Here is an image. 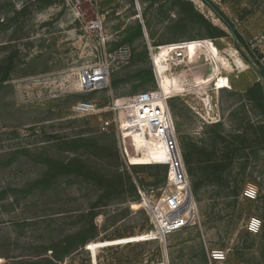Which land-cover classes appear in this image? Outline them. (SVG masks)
I'll return each mask as SVG.
<instances>
[{"label": "rangeland", "instance_id": "rangeland-1", "mask_svg": "<svg viewBox=\"0 0 264 264\" xmlns=\"http://www.w3.org/2000/svg\"><path fill=\"white\" fill-rule=\"evenodd\" d=\"M190 1L211 23L177 0H0V264H264V111L247 94L264 84V0H211L239 45ZM125 45L128 61L111 56ZM154 55L176 79L168 104L200 216L164 242L144 240L167 151L126 109L160 86ZM97 64L108 86L82 88ZM80 101L98 111L79 115Z\"/></svg>", "mask_w": 264, "mask_h": 264}, {"label": "built area", "instance_id": "built-area-1", "mask_svg": "<svg viewBox=\"0 0 264 264\" xmlns=\"http://www.w3.org/2000/svg\"><path fill=\"white\" fill-rule=\"evenodd\" d=\"M100 23L101 19H97L94 21V26L98 27ZM103 44H105L104 38ZM111 56L115 59L128 61L131 56V49L125 45L111 53ZM108 77V67L104 64H97L87 71L84 84L81 78L80 83L82 88L94 90L104 85L108 86ZM169 98V94L163 92L159 86L157 89H146L135 93L128 97L126 101L128 106L125 105L126 109H128L127 114H139V116L151 122L154 131L163 137L168 153L167 158L160 163L168 166L166 184L162 188L156 204L154 203L150 206L152 228L145 232L146 240L144 241L158 240L164 242L168 234L200 223L198 204L193 194L188 167L180 147L176 126L168 104ZM73 110L79 115H88L98 111L96 105L90 101L77 102L73 106ZM111 123V120L104 121L102 123L103 129H107ZM156 136L158 135L156 134ZM125 137L131 138L130 136ZM138 189L142 193L143 187L140 184H138ZM148 191L150 196H155L157 188L152 187ZM148 191H144V194L147 195ZM213 253L214 259H225L223 251H214Z\"/></svg>", "mask_w": 264, "mask_h": 264}, {"label": "trees", "instance_id": "trees-1", "mask_svg": "<svg viewBox=\"0 0 264 264\" xmlns=\"http://www.w3.org/2000/svg\"><path fill=\"white\" fill-rule=\"evenodd\" d=\"M205 3L213 9L217 15L224 21V23L227 25L229 29H231L234 33V41L237 45L240 43L245 44V38L237 31L234 29V26L230 19L227 17L225 13H223L219 7L211 0H204ZM179 5H183L185 8H187L188 11H191L193 13V16L195 18H198L199 20H203L204 22H209L211 23L208 19H206L201 13L195 10V6L192 1L190 0H177ZM215 29L216 33H212V37H218V36H225L227 33L225 30L215 26L213 27ZM259 75L264 79V69L262 71H257ZM146 90V89H145ZM247 94L249 95L250 99L254 101L259 108L263 109L264 111V84L261 81H257L251 88L247 90ZM168 153H166V158H167ZM185 162L186 164L191 163V156L189 154H185ZM228 163H215L214 167L216 170H221L223 169Z\"/></svg>", "mask_w": 264, "mask_h": 264}, {"label": "bare ground", "instance_id": "bare-ground-1", "mask_svg": "<svg viewBox=\"0 0 264 264\" xmlns=\"http://www.w3.org/2000/svg\"><path fill=\"white\" fill-rule=\"evenodd\" d=\"M179 54H181V53H179ZM153 62H154V65L157 69V72L160 76V87H161L162 91L165 92L166 94L171 93L173 87L175 86L176 79H174L173 77H171L167 74V71L169 70L167 60L162 56L154 55L153 56ZM85 75H87V72H85ZM85 75L83 77V82L85 79ZM138 113H139V110H138ZM136 116L139 117V114ZM150 124H151V122H150ZM157 135L161 139L163 146H164V149H166V145H165V141H164L163 137L158 132H157ZM171 175H172V173H171Z\"/></svg>", "mask_w": 264, "mask_h": 264}]
</instances>
